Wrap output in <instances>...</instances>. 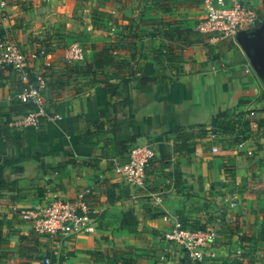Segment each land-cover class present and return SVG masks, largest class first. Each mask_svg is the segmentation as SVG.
Segmentation results:
<instances>
[{
	"label": "crops",
	"instance_id": "1",
	"mask_svg": "<svg viewBox=\"0 0 264 264\" xmlns=\"http://www.w3.org/2000/svg\"><path fill=\"white\" fill-rule=\"evenodd\" d=\"M1 1L0 39L47 49L30 67L46 81L48 112L61 118L17 124L11 108L28 85L14 69L0 70V264H264V75L238 37L214 42L204 33L183 44L169 34L198 31L203 0ZM249 1L260 14L249 32L264 38V0ZM74 42L85 53L76 65L96 59V44L115 45L108 80L131 79L130 95L112 97L103 75L78 76L65 58ZM175 45L183 50L171 62ZM182 132L187 153L177 149ZM135 145L156 150L143 187L114 171ZM85 188L88 233L52 239L18 211L56 190L75 199ZM176 220L216 229L213 255L191 260L167 238Z\"/></svg>",
	"mask_w": 264,
	"mask_h": 264
},
{
	"label": "built area",
	"instance_id": "2",
	"mask_svg": "<svg viewBox=\"0 0 264 264\" xmlns=\"http://www.w3.org/2000/svg\"><path fill=\"white\" fill-rule=\"evenodd\" d=\"M203 3L205 15L199 20L197 30L211 35V41L214 42L236 39L240 34L249 32L260 21L258 9L249 0H203ZM0 6L4 7L5 2L1 1ZM46 53L45 47L25 49L9 35L0 39V70L8 67L14 69L20 80L28 85L18 93V99L36 106V109L21 115L17 124L36 126L42 117L48 121L61 118L58 112H48L43 92L46 81L42 76L34 75L30 67L32 60ZM65 58L68 63L85 60L83 46L79 42L70 44L66 48ZM239 146H243V143ZM213 151H218V148L213 147ZM155 156L156 150L152 145H135L129 150L126 161H114V171L128 185L143 187L148 167ZM90 192V188H85L77 193L75 199H68L56 190L40 205L19 208L18 211L25 220L31 222L38 234L52 239L88 233L94 228L93 210L88 203ZM166 235L177 242L191 260L199 262L213 255L208 250L218 239L216 229L187 228L180 220L174 222L173 229ZM49 262L47 258L46 263Z\"/></svg>",
	"mask_w": 264,
	"mask_h": 264
},
{
	"label": "trees",
	"instance_id": "3",
	"mask_svg": "<svg viewBox=\"0 0 264 264\" xmlns=\"http://www.w3.org/2000/svg\"><path fill=\"white\" fill-rule=\"evenodd\" d=\"M169 34H174L177 36V38L185 39L183 44H189L192 43L193 41L190 39L191 36H195L194 41L198 42L201 41V38L197 36H203L204 33H201L199 31H190V30H183L181 28L175 27L170 30ZM185 35H187L185 37ZM209 53L211 51V45L210 43L206 44ZM95 47H97V56L96 59L92 63H88L86 65H76V63H68L69 65H73L74 72L78 76H87L90 77L94 80L97 79L99 75H103L107 78L106 80V86H107V91L110 93V95L113 96H120L122 91L125 93L126 96L130 95V87L132 85L131 79L128 77H125L122 79V83H113L111 82L110 78L116 76L115 73L112 74V76L108 75V70L111 66L115 64V55H114V48L115 45H107V44H96ZM183 47L175 45L170 49V51L166 54V59L168 61H176L179 60V54L182 52ZM159 60V65L160 69L163 70V63L161 58ZM75 64V65H74ZM161 73L155 76H150L148 78H142V81L147 82L149 80H155L160 76ZM115 111H116V104L114 105ZM36 109V106L33 103H24L18 97L14 100L13 105L11 110L17 114V115H24L27 114L28 112ZM178 132V131H177ZM190 135L182 132L178 135V139L180 141V146L177 148L180 150V152H190L192 149L191 144L189 143ZM3 167L0 171V176L2 175L3 172ZM132 214L130 212L126 213L123 219V223L125 221V225L130 221V217ZM127 220V221H126Z\"/></svg>",
	"mask_w": 264,
	"mask_h": 264
},
{
	"label": "water",
	"instance_id": "4",
	"mask_svg": "<svg viewBox=\"0 0 264 264\" xmlns=\"http://www.w3.org/2000/svg\"><path fill=\"white\" fill-rule=\"evenodd\" d=\"M239 43L246 49L253 65L264 67V38L256 32L242 33L238 36Z\"/></svg>",
	"mask_w": 264,
	"mask_h": 264
},
{
	"label": "flooded vegetation",
	"instance_id": "5",
	"mask_svg": "<svg viewBox=\"0 0 264 264\" xmlns=\"http://www.w3.org/2000/svg\"><path fill=\"white\" fill-rule=\"evenodd\" d=\"M260 70L262 71V73L264 75V67H261Z\"/></svg>",
	"mask_w": 264,
	"mask_h": 264
}]
</instances>
